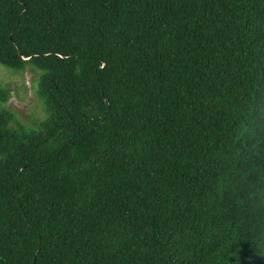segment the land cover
Masks as SVG:
<instances>
[{"label": "trees", "instance_id": "1", "mask_svg": "<svg viewBox=\"0 0 264 264\" xmlns=\"http://www.w3.org/2000/svg\"><path fill=\"white\" fill-rule=\"evenodd\" d=\"M0 65V264H264V0H0Z\"/></svg>", "mask_w": 264, "mask_h": 264}, {"label": "rangeland", "instance_id": "2", "mask_svg": "<svg viewBox=\"0 0 264 264\" xmlns=\"http://www.w3.org/2000/svg\"><path fill=\"white\" fill-rule=\"evenodd\" d=\"M39 72L27 68L14 71L0 65V87L6 89L9 100L6 107L12 112L14 120L29 127L45 117L44 108L36 95ZM15 126V122L10 123Z\"/></svg>", "mask_w": 264, "mask_h": 264}]
</instances>
